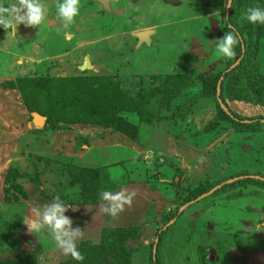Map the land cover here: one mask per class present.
Masks as SVG:
<instances>
[{
    "label": "rangeland",
    "instance_id": "obj_1",
    "mask_svg": "<svg viewBox=\"0 0 264 264\" xmlns=\"http://www.w3.org/2000/svg\"><path fill=\"white\" fill-rule=\"evenodd\" d=\"M16 2L0 0V6ZM39 2L43 23L16 25L24 39L0 27V262L27 254L34 264H80L63 255L43 223L47 209L60 203L71 220L66 230H80L74 239L82 264L114 261L104 247L119 231L129 232L118 238L130 253L147 261L157 232L169 227L162 264H203L200 253L204 264H264L262 200H232L260 186L229 180L264 179V128L236 133L209 98L178 114L204 93L201 76L229 67L217 47L227 28L224 0H113L106 6L79 0V14L67 27L57 12L63 0ZM242 2L246 10L264 8V0ZM141 32L150 34L140 42ZM261 33L254 43L264 84V27ZM23 81L36 86L28 91L32 104L44 110V102L53 103L58 119L40 115L49 123L44 130L39 117L29 120L25 111ZM225 101L240 116L264 115V102ZM76 167L96 172L94 183L71 180ZM224 180L229 186L221 193L183 204L199 185ZM106 191L135 195L111 217L103 211L110 205ZM14 193L15 202L8 195L15 199ZM33 219L47 239L27 230ZM252 244L258 250L247 253Z\"/></svg>",
    "mask_w": 264,
    "mask_h": 264
},
{
    "label": "trees",
    "instance_id": "obj_2",
    "mask_svg": "<svg viewBox=\"0 0 264 264\" xmlns=\"http://www.w3.org/2000/svg\"><path fill=\"white\" fill-rule=\"evenodd\" d=\"M244 3L242 0H233V7L232 9L226 10V19L225 22L227 23V28L225 30V33H228L231 29L229 26L231 25L232 29H235L236 34H238L241 39L238 43V45L235 46L234 50L236 52V55L234 58L229 59V67L225 71L219 73V74H210L206 76H201L199 79L201 80L202 87L204 89V93L200 94L196 98H193L190 101H187V104L180 108L178 114L181 116L187 113L188 109L190 108L191 104H194L197 100V98L200 99H212L216 105H217V111L220 118L222 116L229 120V122L234 127V131L236 133H248V134H256L262 131V128H264V115H258L255 117H243L238 114L233 113L227 106V103L225 101L226 97H229V100L232 101H239L248 103L253 106H261L264 102V84L262 81V75L260 72V66H259V58H258V46L256 43H254L257 39H260L262 37V28L264 25L259 24H252L243 19V14L246 12V8L244 7ZM250 24V25H249ZM259 41V40H258ZM257 41V42H258ZM240 62L239 64L233 68L230 69L231 66H233L237 61ZM220 82V88L217 90L218 83ZM22 84L24 86L22 88H19V91L21 92L23 100L28 105L24 106L26 113L29 114V120L33 119V115H37L38 117H41L42 115H47L51 119L57 120L58 118L54 116L53 107H50L51 105L47 102L43 103V106H40L41 108H44V110L39 108V102L32 104V97L30 98L31 93H29V89L34 91L36 88L35 85H32L33 82L23 81ZM218 91V92H217ZM221 105H223L226 109V112L221 108ZM49 108V111L48 109ZM39 113V115L37 114ZM41 115V116H40ZM50 119V121H51ZM60 122H64V118H60L58 120ZM57 121V122H58ZM49 123L48 120L45 121V127H48ZM57 124L54 126L56 127ZM97 176L96 172L93 173L92 171H85V170H79L74 168L71 177V180L74 179L80 180L84 183H86V187L88 184V181H91L94 183V180ZM257 177V176H256ZM238 181L233 182L234 184H241L244 185L246 183H252L260 186L261 190H251V191H241L237 192L232 196V200H235L236 198H241L242 196H248L253 197L257 200H262L260 203V216L262 223H264V181L259 179H255L249 176H239L230 178L236 179ZM242 178V179H240ZM228 180H224L223 182L218 183H211V184H201L196 189L189 192L184 199L183 204H189L192 202H195L199 197L202 195H205L212 191L217 186L222 185L218 190H216L215 193L219 194L222 192L224 188L227 186H224L228 183ZM232 183V184H233ZM224 184V185H223ZM231 184V185H232ZM233 184V185H234ZM232 185V186H233ZM16 186V185H15ZM224 186V187H223ZM15 189H17L15 187ZM18 193V192H17ZM15 199L12 198V194L9 195L10 200H18L16 194ZM24 194V193H23ZM6 195V194H5ZM18 195V194H17ZM20 195V194H19ZM22 196V195H21ZM15 202V201H14ZM213 206V205H212ZM211 207V206H210ZM206 207V211H207ZM177 216V212L171 216V219L169 221L175 219ZM227 219V218H225ZM226 221V220H225ZM171 230V227L167 229H160V231L157 232V242L153 243L150 246V252L148 256L147 261H143V257L138 255H135L133 253H130V251L124 246V242L121 239L120 236L126 235L122 234L121 231L117 232L114 236L110 237L109 245L108 247L105 246L104 249L106 250L107 254L112 255L114 258V261L111 260L108 264H133L134 261L143 262V264H162L161 261V251L162 247H164L167 236L169 234V231ZM131 231H133L131 229ZM135 231L139 235V230L135 228ZM120 237V238H118ZM125 237V236H124ZM122 237V238H124ZM187 241V239H186ZM184 242L183 247L187 245V242ZM249 242V241H248ZM154 246H156V249L154 251ZM246 245H244L245 248ZM255 245H251L249 248H245L247 250V253H253L254 250H258V247L255 248ZM200 257L201 262L204 264L205 259L202 253L198 254ZM108 260V259H107ZM0 264H34L31 256L27 254H23L21 256H15L14 258H10L5 261H1Z\"/></svg>",
    "mask_w": 264,
    "mask_h": 264
},
{
    "label": "clouds",
    "instance_id": "obj_3",
    "mask_svg": "<svg viewBox=\"0 0 264 264\" xmlns=\"http://www.w3.org/2000/svg\"><path fill=\"white\" fill-rule=\"evenodd\" d=\"M224 7L232 9L233 0H224ZM79 11V0H63L57 8L58 16L65 27L72 24ZM45 16L46 10L39 0H17L16 3L10 6H0V27L12 30L20 24L37 27L43 23ZM243 19L254 25H264V8H248L243 14ZM229 28L231 30L218 40L217 47L225 58L232 59L236 55L234 48L238 45L241 37L236 34L231 25ZM134 195L135 193L118 192L113 195L110 192H104V200L110 202V205L103 207L104 213L111 217L118 216L123 212L125 205L131 206ZM65 211L66 208L60 203L51 205L43 215V223L50 225L53 229L52 238L63 255L70 256L73 260L82 264L85 257L78 250V243L74 239L75 236L81 235V233L79 229L74 233H69L66 230L67 226H70L71 220L64 215ZM25 225L30 233H35L43 239L48 238L41 233L42 224L35 219L28 221Z\"/></svg>",
    "mask_w": 264,
    "mask_h": 264
},
{
    "label": "water",
    "instance_id": "obj_4",
    "mask_svg": "<svg viewBox=\"0 0 264 264\" xmlns=\"http://www.w3.org/2000/svg\"><path fill=\"white\" fill-rule=\"evenodd\" d=\"M111 1H113V0H97V2H98L99 4H101L102 6H106V5H108V3L111 2ZM14 33L17 35V39H19V40L24 39L23 35L21 34V29H20L18 26H15V27H14ZM149 34H150V33H148V32H141V33H137V34H136V37H137V38L139 39V41L141 42L142 40H144V38L148 37ZM239 62H240V59H239V61H237L233 66H231L230 69L235 68V67L239 64ZM84 65H85V66H84ZM84 65H83V68H82V69L87 68V67L89 66V62L86 60V62H85ZM219 88H220V82L218 83L217 90H218ZM218 91H219V90H218ZM218 91H217V92H218ZM221 108L226 112V109H225V107H224L223 105H221ZM36 118H38V117H36ZM38 119L41 120V125H40L39 128L43 129V128H44V125H45V120L42 119V118H40V117H39ZM257 179H258V178H257ZM260 180H261V179H260ZM263 181H264V179H263ZM226 183H228V182H226ZM221 186H222V185L217 186L216 188H214V189H213L212 191H210L209 193H207V194H205V195H202L200 198H203V197H205L206 195L212 194L214 191L218 190ZM155 249H156V246H154V251H155Z\"/></svg>",
    "mask_w": 264,
    "mask_h": 264
}]
</instances>
